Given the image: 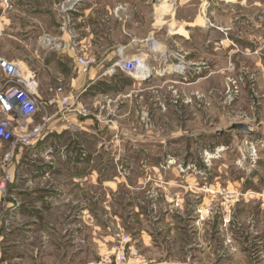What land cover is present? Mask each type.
<instances>
[{
  "label": "rangeland",
  "instance_id": "374dc122",
  "mask_svg": "<svg viewBox=\"0 0 264 264\" xmlns=\"http://www.w3.org/2000/svg\"><path fill=\"white\" fill-rule=\"evenodd\" d=\"M205 1L176 14L200 13L199 26L160 32L150 78L118 70L84 95L94 134L0 143V165L11 151L19 166L4 188L0 170L5 252L33 251L27 264H264V0ZM238 123L251 133L229 130Z\"/></svg>",
  "mask_w": 264,
  "mask_h": 264
},
{
  "label": "crops",
  "instance_id": "0c3cea01",
  "mask_svg": "<svg viewBox=\"0 0 264 264\" xmlns=\"http://www.w3.org/2000/svg\"><path fill=\"white\" fill-rule=\"evenodd\" d=\"M8 1L11 7L0 0V52L4 51L3 47L8 48L13 43L16 45L13 50L18 51L19 55L10 60L0 53V58L17 62L25 69L35 70L43 98H48L56 87L64 85L65 94L74 97L72 103L77 108L83 107L84 95L96 83H108L112 78L110 76H116L118 70L123 71L112 67L116 60L144 57L152 45L157 52L162 47L158 39L160 32L166 30L170 35L171 30H174V34L178 29L183 28L184 31L186 27L191 29L199 26L197 21L199 18L203 20L200 13L195 14L190 23L176 20L180 6L190 5L193 0H180L179 7H176L178 3L171 0H82L74 5V10L68 12L72 23L64 29L66 14L62 5L66 0ZM207 3H210L209 0L205 1V5ZM79 52L99 60L98 66L88 75L77 72ZM55 80L59 84L51 85ZM3 82L0 69V89ZM3 116L0 109V119ZM81 117L78 113L52 108L46 115L37 114L36 122L48 119L45 139L50 134H66L73 126L81 134H94L87 120ZM18 168V165L9 168L12 178ZM0 170L6 171L4 165H0ZM5 215L10 219L27 216L25 212L13 210ZM5 230V227L0 226V264H27L28 256L37 260L33 251L23 250L15 255L5 252L2 237ZM51 261L47 264L60 263Z\"/></svg>",
  "mask_w": 264,
  "mask_h": 264
},
{
  "label": "built area",
  "instance_id": "2783aa9c",
  "mask_svg": "<svg viewBox=\"0 0 264 264\" xmlns=\"http://www.w3.org/2000/svg\"><path fill=\"white\" fill-rule=\"evenodd\" d=\"M2 1L11 7L8 0ZM81 1L66 0L62 5V10L66 14L64 29L72 23L68 12L74 10V5ZM98 64L99 60L94 56H86L85 52L78 53V74L88 75ZM112 67L122 69L133 78L143 79L152 73L144 57L120 58ZM0 69L4 80L0 89V109L4 115L0 119V142L9 144L12 149H16L17 145L34 147L45 139L48 119L36 122V116L39 113L46 115L50 109L57 108L64 112L87 116L83 107L77 108L72 103L74 97L65 94L64 85L56 87L48 98H43L40 94L39 76L35 70L25 69L21 64L3 58H0ZM11 156V151L5 155L6 171H9ZM11 179V175L6 173L3 188Z\"/></svg>",
  "mask_w": 264,
  "mask_h": 264
},
{
  "label": "water",
  "instance_id": "95a60500",
  "mask_svg": "<svg viewBox=\"0 0 264 264\" xmlns=\"http://www.w3.org/2000/svg\"><path fill=\"white\" fill-rule=\"evenodd\" d=\"M148 78H150V74H148L147 77L143 78V81L147 80ZM136 79L139 80L141 78ZM229 130H242L248 134L251 133V130L248 128V126L242 123L234 124L232 127L229 128Z\"/></svg>",
  "mask_w": 264,
  "mask_h": 264
}]
</instances>
